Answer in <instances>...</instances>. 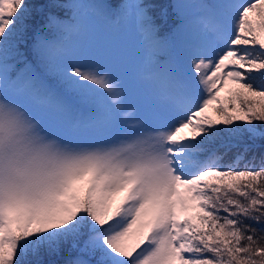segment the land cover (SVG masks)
<instances>
[{
	"label": "snow or ice",
	"instance_id": "snow-or-ice-1",
	"mask_svg": "<svg viewBox=\"0 0 264 264\" xmlns=\"http://www.w3.org/2000/svg\"><path fill=\"white\" fill-rule=\"evenodd\" d=\"M172 8L51 0L37 30L0 0V264H264V0ZM98 17L136 26L150 109L74 50Z\"/></svg>",
	"mask_w": 264,
	"mask_h": 264
},
{
	"label": "rangeland",
	"instance_id": "rangeland-1",
	"mask_svg": "<svg viewBox=\"0 0 264 264\" xmlns=\"http://www.w3.org/2000/svg\"><path fill=\"white\" fill-rule=\"evenodd\" d=\"M176 2L178 0H174L172 5ZM105 22V19L99 17L90 21L86 30L74 38V50L94 52L114 61L118 74L126 82L130 103L144 110L150 109L153 104V86L145 78L146 74L142 75L140 71L142 44L136 26L128 21H121L116 25ZM189 38H196L194 31Z\"/></svg>",
	"mask_w": 264,
	"mask_h": 264
},
{
	"label": "trees",
	"instance_id": "trees-1",
	"mask_svg": "<svg viewBox=\"0 0 264 264\" xmlns=\"http://www.w3.org/2000/svg\"><path fill=\"white\" fill-rule=\"evenodd\" d=\"M173 1L174 0H141L142 3L148 6L149 15L152 19L165 31L173 26V21L176 19L174 9L172 8ZM67 2H71V0H67ZM129 2H135V0H129ZM50 3L51 0H30L31 16L29 17V24L33 28L38 30L42 26L46 14L51 10ZM33 6H35L34 9ZM193 31L195 32V30ZM248 142L256 145L248 154L249 159L254 155L256 157L254 163L259 166V158L261 154L264 153V138H256ZM229 160L230 156L226 158L225 162Z\"/></svg>",
	"mask_w": 264,
	"mask_h": 264
}]
</instances>
